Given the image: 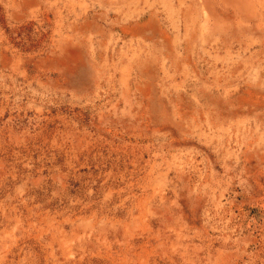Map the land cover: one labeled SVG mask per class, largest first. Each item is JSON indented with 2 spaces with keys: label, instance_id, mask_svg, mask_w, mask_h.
Here are the masks:
<instances>
[{
  "label": "rangeland",
  "instance_id": "1",
  "mask_svg": "<svg viewBox=\"0 0 264 264\" xmlns=\"http://www.w3.org/2000/svg\"><path fill=\"white\" fill-rule=\"evenodd\" d=\"M0 264H264V0H0Z\"/></svg>",
  "mask_w": 264,
  "mask_h": 264
},
{
  "label": "crops",
  "instance_id": "2",
  "mask_svg": "<svg viewBox=\"0 0 264 264\" xmlns=\"http://www.w3.org/2000/svg\"><path fill=\"white\" fill-rule=\"evenodd\" d=\"M134 23L136 24V23H140V22L133 21V24H134ZM131 24H132V22H131ZM130 32H134V33H135V32H141V31H138V30H134V31H128V33H130ZM143 32H144V30H143Z\"/></svg>",
  "mask_w": 264,
  "mask_h": 264
}]
</instances>
